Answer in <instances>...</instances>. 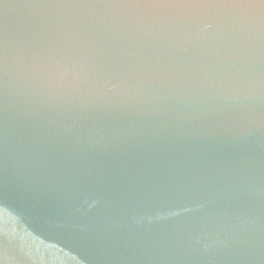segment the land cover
Returning <instances> with one entry per match:
<instances>
[{"label":"water","instance_id":"95a60500","mask_svg":"<svg viewBox=\"0 0 264 264\" xmlns=\"http://www.w3.org/2000/svg\"><path fill=\"white\" fill-rule=\"evenodd\" d=\"M0 264H264V0H0Z\"/></svg>","mask_w":264,"mask_h":264}]
</instances>
